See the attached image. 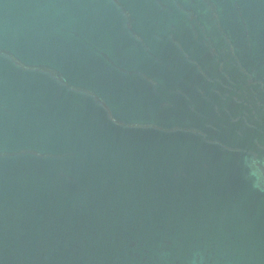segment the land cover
<instances>
[{"label": "water", "instance_id": "95a60500", "mask_svg": "<svg viewBox=\"0 0 264 264\" xmlns=\"http://www.w3.org/2000/svg\"><path fill=\"white\" fill-rule=\"evenodd\" d=\"M0 264H264V0H0Z\"/></svg>", "mask_w": 264, "mask_h": 264}]
</instances>
